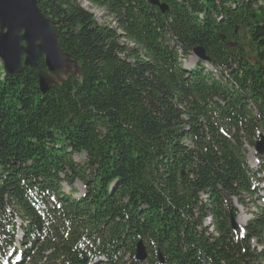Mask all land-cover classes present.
I'll return each instance as SVG.
<instances>
[{
    "label": "trees",
    "instance_id": "16d2710c",
    "mask_svg": "<svg viewBox=\"0 0 264 264\" xmlns=\"http://www.w3.org/2000/svg\"><path fill=\"white\" fill-rule=\"evenodd\" d=\"M37 1L80 73L44 93L32 68L0 64V261L264 264V208L244 234L232 224L264 174V154L247 162L264 134V0H85L116 25ZM198 46L219 74L185 68Z\"/></svg>",
    "mask_w": 264,
    "mask_h": 264
},
{
    "label": "water",
    "instance_id": "95a60500",
    "mask_svg": "<svg viewBox=\"0 0 264 264\" xmlns=\"http://www.w3.org/2000/svg\"><path fill=\"white\" fill-rule=\"evenodd\" d=\"M149 2L163 12L168 9L160 0ZM194 54L200 60L209 59L202 46L196 47ZM41 58H44L46 69L40 67ZM0 59L6 74L32 68L44 93L63 82L74 69L80 73L77 62L61 46L59 30L37 0H0ZM257 151L264 153V136L257 142ZM232 223L236 227L234 217ZM135 257L141 262L148 257L147 247L142 239L136 244ZM159 257L163 263L161 253Z\"/></svg>",
    "mask_w": 264,
    "mask_h": 264
},
{
    "label": "rangeland",
    "instance_id": "374dc122",
    "mask_svg": "<svg viewBox=\"0 0 264 264\" xmlns=\"http://www.w3.org/2000/svg\"><path fill=\"white\" fill-rule=\"evenodd\" d=\"M81 3L83 4L84 7H86L89 11L94 13L96 20L101 23V24H109V25H116V22L114 20V17L108 13L106 9L98 8L96 6H93L86 2L85 0H80ZM197 57L196 55H192L190 59L184 60L183 64L185 68L191 69V66L196 63ZM189 66V67H186ZM250 152L248 154V160L247 162L249 163L250 167L253 168L254 171H258L260 169V160L257 157V153H255V150L250 147L249 148ZM254 152V153H253ZM86 155H75V160L77 162H83L85 159ZM67 190H70L71 187L68 185H65ZM74 187L76 188L77 192L75 193L76 196H81L85 193V186L80 180H77L74 184ZM244 204L241 205L238 201H235V204L237 205L239 209V214L236 217L237 223L239 224L240 227H243L244 225L247 224V222L252 218L251 212L252 211H257L260 207L264 208V184L261 185V188L254 194V195H245L244 194ZM205 225L211 227L212 223L210 219L208 218L205 222ZM212 231V227L210 228ZM21 233H19V236ZM253 245L257 248L258 245L255 241H253ZM18 250L20 251V246L17 244ZM17 252V251H16ZM14 253L11 258H14V260H19L21 258V254L19 253ZM12 259H9V261ZM0 264H6V262H1Z\"/></svg>",
    "mask_w": 264,
    "mask_h": 264
},
{
    "label": "bare ground",
    "instance_id": "6f19581e",
    "mask_svg": "<svg viewBox=\"0 0 264 264\" xmlns=\"http://www.w3.org/2000/svg\"><path fill=\"white\" fill-rule=\"evenodd\" d=\"M250 148V147H249ZM252 148V147H251ZM253 149V148H252ZM253 151H254V149H253ZM254 153V152H253Z\"/></svg>",
    "mask_w": 264,
    "mask_h": 264
}]
</instances>
